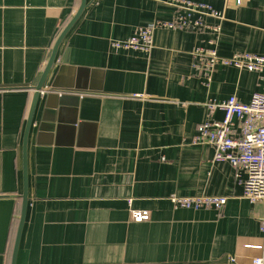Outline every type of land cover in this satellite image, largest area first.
<instances>
[{
  "label": "crops",
  "instance_id": "crops-1",
  "mask_svg": "<svg viewBox=\"0 0 264 264\" xmlns=\"http://www.w3.org/2000/svg\"><path fill=\"white\" fill-rule=\"evenodd\" d=\"M171 0H87L59 46L28 134V207L16 264H251L264 257V201L246 173L195 144L230 96L264 94L261 72L218 65L204 83L193 51L264 55V0H191L221 17L161 28L149 53L115 49L172 20ZM81 0H0V264H12L24 191V135L38 84ZM219 27L214 30L213 27ZM212 41L214 44H212ZM227 197L222 209L172 196ZM147 209L135 222L130 209ZM233 258V262L231 261Z\"/></svg>",
  "mask_w": 264,
  "mask_h": 264
},
{
  "label": "built area",
  "instance_id": "built-area-1",
  "mask_svg": "<svg viewBox=\"0 0 264 264\" xmlns=\"http://www.w3.org/2000/svg\"><path fill=\"white\" fill-rule=\"evenodd\" d=\"M177 8L172 20H155L147 25L136 27L133 34L126 39H114L111 46L149 53L153 48L154 33L157 29H176L183 27L202 28L201 19H194V14L221 17L208 4L191 0H171ZM218 30L219 27H213ZM212 44L214 42L212 41ZM193 66L205 84L212 81L218 65L233 66L238 69L261 72L264 69V55L241 52L230 57L222 56L215 47H198L193 51ZM43 92V91H42ZM219 107L224 111L222 120H206L199 124L194 137L195 144H210L215 147L214 161H228L245 171V197L253 203L264 201V94L255 93L249 102H243L236 95L210 109ZM177 207L222 209L227 197L199 195L172 196ZM135 222L149 221L151 213L147 209H130ZM264 231V225L262 227ZM233 262V258H231ZM251 264H264V257H257Z\"/></svg>",
  "mask_w": 264,
  "mask_h": 264
},
{
  "label": "water",
  "instance_id": "water-1",
  "mask_svg": "<svg viewBox=\"0 0 264 264\" xmlns=\"http://www.w3.org/2000/svg\"><path fill=\"white\" fill-rule=\"evenodd\" d=\"M87 6H88L87 0H81V5H80L77 13L74 15V17L71 19V21L68 23V25L65 27V29L62 31L59 38L57 39L55 46L53 48L52 54L50 56V59L48 61V64H47L38 84L35 86V94L33 97L32 106L30 109L26 129H25V135H24V150H23V152H24V155H23V157H24V191L22 194L23 203H22V209H21V215H20V222H19L17 235H16V239H15V244H14V249H13L12 264L17 263V255H18L20 240H21L22 231H23V227H24V223H25V219H26L27 207H28L29 194H28L27 143H28V134H29L32 122H33L36 104H37L38 98L40 96V93L43 90L44 84H45V82L49 76L51 68L55 62L60 44L62 43L63 39L66 37L68 32L71 30L73 25L80 18V16L82 15L83 11L85 10V8Z\"/></svg>",
  "mask_w": 264,
  "mask_h": 264
}]
</instances>
